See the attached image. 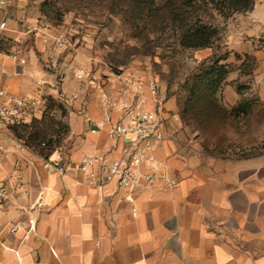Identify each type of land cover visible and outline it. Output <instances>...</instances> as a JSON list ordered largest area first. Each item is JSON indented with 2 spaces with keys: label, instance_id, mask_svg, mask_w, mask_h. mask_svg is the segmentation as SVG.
<instances>
[{
  "label": "crops",
  "instance_id": "1",
  "mask_svg": "<svg viewBox=\"0 0 264 264\" xmlns=\"http://www.w3.org/2000/svg\"><path fill=\"white\" fill-rule=\"evenodd\" d=\"M3 1L7 13L0 20L7 27L0 33L7 34L20 10ZM245 33L251 48L260 44L264 65V3L246 13ZM39 47L40 57L0 54V84L15 94L42 98L46 92L64 101L68 132L48 155L21 140L4 143L0 180L7 182L8 199L0 200V264H264V156H179L166 131L154 155L169 182L128 193L114 180L93 181L79 168L84 157L111 160L130 150L125 139L93 125L104 119L100 86L118 104L113 117L122 116L121 104L131 99L128 73L99 67L93 82L78 79L80 69L91 68L78 58L58 60L49 42ZM260 94L264 100V77ZM144 96L151 107L147 89ZM59 157L65 174L45 167Z\"/></svg>",
  "mask_w": 264,
  "mask_h": 264
},
{
  "label": "rangeland",
  "instance_id": "2",
  "mask_svg": "<svg viewBox=\"0 0 264 264\" xmlns=\"http://www.w3.org/2000/svg\"><path fill=\"white\" fill-rule=\"evenodd\" d=\"M10 1L20 12H14L12 32L0 33L3 57L13 51L40 57L39 44L49 42L58 60L72 58V64L78 58L91 68L87 81H94L99 67L154 78L165 98L164 130L179 156L231 161L264 156V65L260 44L251 48L245 33L246 13L264 0H249L247 10L235 9L234 0ZM61 34L71 38L65 49L56 47ZM203 39L206 46L190 44ZM61 77L56 75L60 83ZM42 98L43 127L50 126L56 145L63 143L64 101L46 92Z\"/></svg>",
  "mask_w": 264,
  "mask_h": 264
},
{
  "label": "built area",
  "instance_id": "3",
  "mask_svg": "<svg viewBox=\"0 0 264 264\" xmlns=\"http://www.w3.org/2000/svg\"><path fill=\"white\" fill-rule=\"evenodd\" d=\"M6 7L0 0V15H5ZM7 27L6 18L0 20V29ZM49 28V25H46ZM56 47L65 49L71 44V38L66 34L57 35ZM18 59L13 51L9 55ZM20 62H24L20 59ZM78 79L90 77V72L80 69L76 73ZM92 80V79H90ZM126 91L131 99L120 106L122 116L114 118L113 110L118 105L115 99L101 86L100 93L104 105V119L94 122V131L107 130L114 139L123 138L129 145V152L119 158L107 160L104 156H86L79 162V168L93 180L104 182L115 181L117 186L132 193L146 187H153L161 181H170L169 174L162 162L156 159L154 152L165 139L164 119L162 109L165 98L160 93L158 82L154 78L143 79L139 75L128 73L125 77ZM146 89L152 106H148L144 96ZM44 100L36 96L15 94L0 84V160L5 142H16L14 128L40 121L45 114ZM128 119V122H126ZM45 147V143L41 144ZM1 164V161H0ZM45 167L65 174L66 169L61 157L45 162ZM8 199L7 182L0 180V200ZM18 226L12 227L16 231Z\"/></svg>",
  "mask_w": 264,
  "mask_h": 264
},
{
  "label": "trees",
  "instance_id": "4",
  "mask_svg": "<svg viewBox=\"0 0 264 264\" xmlns=\"http://www.w3.org/2000/svg\"><path fill=\"white\" fill-rule=\"evenodd\" d=\"M233 6L235 9H251L249 0H234ZM193 39L197 37V34H194ZM201 38V37H200ZM190 42V41H188ZM192 42V41H191ZM192 46H206L208 44L207 39H203L201 41H195L190 43ZM211 103L210 101H207ZM212 105V104H211ZM45 117L46 114H44L43 118L40 121H33L29 125H23L19 127H15L14 134L17 137L18 140L24 141V144L28 147H33L35 149H39V151L42 154L48 155L51 153L54 148L58 145L55 144V141L53 140V137H51L53 134L49 131L50 126L44 128L43 125L45 123ZM51 133V135H50ZM35 140H39V142H35ZM60 141V140H59ZM45 143V147H42L41 144Z\"/></svg>",
  "mask_w": 264,
  "mask_h": 264
}]
</instances>
